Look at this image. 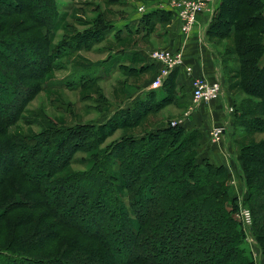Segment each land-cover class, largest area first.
<instances>
[{
  "label": "trees",
  "instance_id": "obj_1",
  "mask_svg": "<svg viewBox=\"0 0 264 264\" xmlns=\"http://www.w3.org/2000/svg\"><path fill=\"white\" fill-rule=\"evenodd\" d=\"M63 5L0 0V84L8 85L0 86V94L16 97L12 109L0 112V229L12 236L8 245L0 244V264H101L107 258L108 264H255L244 248L245 228L229 170L201 156V130L187 129L183 120L172 125L170 118L142 135L129 133L103 145L115 131L133 129L175 104V72L182 67L102 123L9 132L30 99L45 88L57 62L61 67L66 56L103 40L116 44L113 55L120 60L129 52L124 43L137 42L135 34H149L156 23L166 25L173 17L170 10L151 8L116 25L98 5L88 28L55 42L58 30L70 32ZM206 32L216 42L232 40L219 53L222 73L229 89L246 95L233 96L234 108L231 102L232 110L227 108L233 128H242L241 137L264 135V0H219ZM22 52L32 65L22 60ZM149 66L118 63L126 85L129 76ZM250 141L237 142L238 156L249 230L264 257V137ZM77 153L85 157L78 159ZM75 162L86 168L70 170ZM50 247L54 258L37 257Z\"/></svg>",
  "mask_w": 264,
  "mask_h": 264
},
{
  "label": "rangeland",
  "instance_id": "obj_2",
  "mask_svg": "<svg viewBox=\"0 0 264 264\" xmlns=\"http://www.w3.org/2000/svg\"><path fill=\"white\" fill-rule=\"evenodd\" d=\"M218 1L219 0H216V2ZM57 2L60 4L66 3V5L61 6V8L65 9L67 12V16L64 19V25L69 28L70 32L68 33L65 30L63 31V29L58 30L57 37L54 39L55 42L60 41L65 34L72 35V31L82 32L88 28L92 24L91 21L95 17L93 10L98 5L104 12L106 18L110 20L113 19L116 25H122V23L126 22L128 19L140 16L141 13L146 10H150L151 8V2H148V0H116L112 3L111 0H57ZM140 6H144L142 11L138 8ZM72 7L73 9H71ZM150 32L153 33L152 30ZM147 38L148 39H141V42L145 41L148 43L152 41L154 45L153 35L151 34ZM137 42L140 41L137 40ZM137 42L130 40L127 43H124V46L130 48L131 46H136L138 44ZM9 44L10 45L8 46L13 49L15 42H11ZM217 44L219 52L222 53V51H224L227 47L232 46V40L224 39L222 41H217ZM115 45L116 44L112 43V41L106 42L103 40L88 51L81 50L80 52L66 56L62 59L61 67L57 62V67L52 70L51 75L44 82L45 88L30 99L25 108L26 110L22 113L21 119L9 128V132L33 134L43 131L46 128L69 127L74 126L75 124L85 125L88 123H102L107 119V117L112 115L116 109L120 108L124 104L128 105V101L130 99V104H132L137 97L135 96L136 89L132 92L130 85L139 83L144 77L137 74L131 79L127 78V82L130 83V85H126L124 81V79H126L124 71L122 72V69H119L118 67V63L122 61V57L116 54L117 56H120V60H118L117 58L119 57H115L113 55L115 54L114 49L117 47ZM1 46L4 47V50L6 49L5 46ZM21 56L22 60L24 59L32 65V59L29 54L26 55L22 52ZM12 57L17 58V55L12 54ZM94 76H98L97 81L95 83L93 81L92 85L86 86L85 83L95 79ZM148 76L146 78H148ZM20 85L21 84H19V86ZM179 85L180 84L178 83L175 87L176 91L174 92V97L177 98L175 104L171 103L166 106V109H164L165 107L162 108L164 111L160 109V112L158 111L148 115L146 118L142 119L140 125L135 126L133 129L128 130L123 128L122 130L120 129L119 131H115V134L110 135L103 145L117 140L121 136L128 135L129 133H136L138 136L140 134L142 135L147 132V129L151 130L156 128L157 124L160 123L161 120H164V118L165 120L177 118L180 115L182 116L184 109L189 108L192 105L194 107L195 104L190 101V95L189 92L186 91L187 89H184L183 86L181 87ZM0 86L8 87V85L5 84H0ZM20 89V91H23L24 87L20 86ZM228 91L231 95L230 98H233V96L237 99L246 98V95L240 93L238 89L232 90L228 87ZM129 94L132 95L129 96ZM15 98H12L11 95H4L1 93L0 112H7L12 109V106L15 103ZM230 101L231 106L234 108L233 101ZM179 106L186 108L182 111ZM107 109L109 110L104 112V110L106 111ZM161 111L163 113H161ZM241 134L242 128H237L233 139L238 142V144H250L251 139L257 141L264 137V135L261 134H257L254 137H241ZM197 144V149L199 150V141ZM66 146L67 145L65 144L64 148ZM75 157L81 159L85 157V155L83 153H77ZM85 168V163L75 162L71 164L70 170H84ZM226 168L229 170L231 194L236 197L239 206L238 218L241 220L242 225H244L245 228L244 248L252 255L255 264H264V257L260 252L256 239L249 230L252 225L251 221L247 222L246 220H242L240 210L247 208L245 197L246 187L245 183H243L242 169H240V166H237L236 168L233 165L230 168ZM108 236L110 237V235ZM11 238L12 236L8 235V233L6 234V232L3 233L0 229V244L2 243V246L8 245L10 243H8V241ZM5 242L7 243L4 244ZM113 245V248L117 246L116 243ZM56 246L57 245H54L52 247L56 250ZM61 246L62 247H60V249L63 250L64 244ZM52 247L41 252L40 256L37 257L46 259L54 258L57 254L54 252ZM112 252L113 250H110V254H112L113 257ZM117 254L118 253H116V255ZM108 263V258L101 261V264Z\"/></svg>",
  "mask_w": 264,
  "mask_h": 264
},
{
  "label": "crops",
  "instance_id": "obj_3",
  "mask_svg": "<svg viewBox=\"0 0 264 264\" xmlns=\"http://www.w3.org/2000/svg\"><path fill=\"white\" fill-rule=\"evenodd\" d=\"M161 0H151V8L161 9L159 5ZM214 10L218 6V2L214 0ZM150 8V10H151ZM213 11H206L197 15V22L191 30L190 34H183L179 31V21L172 17L170 23L166 25L161 23H156L153 27L152 32L145 34L143 31L139 34H135V38L140 42L134 47H130L126 52L121 55V64L132 65L140 67L143 65L149 66L153 62L149 58V51L154 47L158 48H169L173 51L180 50L183 54L184 67L189 66L191 71L189 74L186 73L185 69H177L175 75L177 77V83L179 86H183L186 91L191 94L192 88L190 87V79L196 76H202L207 80L220 79L223 87V95L220 99L211 101V103L197 102V104L190 106L189 108L179 106L180 110L184 112L190 110L187 114L189 115L186 119L184 118V112L182 116L177 118H182L183 123L187 129H199L201 130L202 137L199 140V151L202 157L209 159L211 163L224 164L226 167L240 166V159L238 156L239 146L237 142L234 141L235 129L233 128L232 121H230V115L227 112V108L230 106V94L228 91L227 81L225 74L222 73V68L219 60V50L216 41H213L207 35V27ZM149 10L144 11L148 12ZM141 13V14H143ZM140 14V15H141ZM145 34V35H144ZM153 35L154 45L151 42H145L141 39H148L147 37ZM144 36V37H142ZM131 40V39H130ZM129 40V41H130ZM137 51L139 54H135ZM141 53V54H140ZM142 55V56H141ZM132 59V61H131ZM158 64L149 66L146 70L141 73L144 78L140 80L139 83L130 85L132 92L134 89L136 97H141L145 91L150 90V81L154 77V72L157 70ZM137 74L129 76L128 78L135 77ZM149 75V76H148ZM148 76V78H146ZM159 96V94H158ZM191 101V96H189ZM130 101V102H129ZM128 104L131 103V99ZM178 108V110H179ZM166 109V107L164 108ZM162 109V111H164ZM161 111V113H163ZM160 112V111H159ZM175 119V118H174ZM164 120H161L157 126L162 125ZM224 124L225 133L219 141L210 140V131L215 125ZM229 130V131H228Z\"/></svg>",
  "mask_w": 264,
  "mask_h": 264
},
{
  "label": "built area",
  "instance_id": "obj_4",
  "mask_svg": "<svg viewBox=\"0 0 264 264\" xmlns=\"http://www.w3.org/2000/svg\"><path fill=\"white\" fill-rule=\"evenodd\" d=\"M214 0H161L159 1V7L163 10H170L173 12V17L179 21V30L183 34H190L194 25L197 22V15L204 13L207 10H214ZM144 7V6H143ZM142 6L138 7L142 11ZM149 58L152 62L158 64L155 76L150 81V88H158L167 79L168 74L175 68L183 67L187 74L190 73L191 68L189 66L184 67L182 51H173L169 48H156L154 47L149 51ZM192 88L191 102L197 104V102L210 103L213 99L221 98L223 95V87L220 79H214L209 81L202 76L193 77L190 81ZM229 111L232 107H228ZM190 110L184 114L187 115ZM182 118L174 119L171 124H178L182 121ZM223 126H213L210 132L211 141H219L224 134ZM241 211L242 220L247 222L251 221L250 211L247 208H243Z\"/></svg>",
  "mask_w": 264,
  "mask_h": 264
}]
</instances>
